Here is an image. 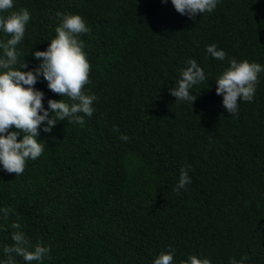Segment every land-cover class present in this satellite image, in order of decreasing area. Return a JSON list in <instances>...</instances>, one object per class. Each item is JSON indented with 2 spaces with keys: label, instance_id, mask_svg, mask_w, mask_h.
<instances>
[{
  "label": "trees",
  "instance_id": "16d2710c",
  "mask_svg": "<svg viewBox=\"0 0 264 264\" xmlns=\"http://www.w3.org/2000/svg\"><path fill=\"white\" fill-rule=\"evenodd\" d=\"M22 9L30 20L15 67L39 66L35 52L57 35L58 13L80 15L91 30L77 37L91 65L83 91L96 100L83 125L42 124L44 151L22 174L0 163V264L15 231L30 250L50 249L39 261L13 254L15 264H154L161 253L172 264L192 255L264 264V71L235 116L216 93L232 59L264 68V0H218L194 19L171 0H13L0 17ZM8 39L0 29V45ZM213 44L224 60L207 52ZM192 59L206 79L189 90L194 103L176 101L170 89ZM34 87L45 109L50 99L73 103L43 77ZM182 167L191 183L177 192Z\"/></svg>",
  "mask_w": 264,
  "mask_h": 264
},
{
  "label": "clouds",
  "instance_id": "9594fccd",
  "mask_svg": "<svg viewBox=\"0 0 264 264\" xmlns=\"http://www.w3.org/2000/svg\"><path fill=\"white\" fill-rule=\"evenodd\" d=\"M167 3V0H163ZM177 12L195 18L198 14L212 12L218 0H171ZM13 8V0H0V12ZM61 24L56 27V36L46 51H36L35 58L42 62L31 71H21L28 67L25 62L19 69L15 67L18 61L16 46L25 36L26 24L30 20L27 9L13 11L7 17H0V29L10 36L6 43L0 45L3 48V58H0V163L8 173L16 176L23 173L26 160L38 158L44 151V147L38 142L40 126L45 125L44 132H51L57 121L67 118L69 123L84 124V116L93 115V101L95 95H87L83 88L89 83L91 65L87 61L83 51V41L78 40L81 33H89L91 30L84 19L76 14H62ZM207 52L218 60H224L226 53L217 50L215 44L207 47ZM264 71L258 63H250L248 60L238 62L230 61L227 68L216 80L217 95L223 96V106L235 116L238 112V100L251 102L256 92L258 74ZM181 78L170 89V95L176 97V101H189L194 103L196 98L190 95L189 90L206 77L203 69L192 59L188 61V67L180 70ZM43 77L47 81L48 88L62 97H68L73 103L69 104L64 99L48 101V108L44 107V92L36 90L35 84ZM27 86V87H25ZM43 112V115L40 113ZM50 112L53 114L50 117ZM83 113L84 115H78ZM46 122V123H45ZM17 131H9L12 128ZM118 131V129H116ZM23 133V138L18 137ZM122 141H127V136H121ZM190 167V166H189ZM191 183V179L185 168L180 170V178L175 191L185 188ZM7 217L9 209L5 208ZM13 229H19V222L13 223ZM12 246H5L7 254L6 264H15L13 254L23 257L25 261H39L50 252L49 248L37 244L30 250L29 241L21 231L12 233ZM247 257L237 261L232 259L230 264H244ZM171 253H161L155 259L154 264H172ZM183 264H211L207 258H198L195 255Z\"/></svg>",
  "mask_w": 264,
  "mask_h": 264
}]
</instances>
